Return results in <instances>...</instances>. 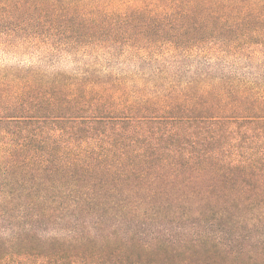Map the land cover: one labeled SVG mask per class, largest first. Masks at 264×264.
Masks as SVG:
<instances>
[{
    "label": "trees",
    "instance_id": "1",
    "mask_svg": "<svg viewBox=\"0 0 264 264\" xmlns=\"http://www.w3.org/2000/svg\"><path fill=\"white\" fill-rule=\"evenodd\" d=\"M0 264H264V0H0Z\"/></svg>",
    "mask_w": 264,
    "mask_h": 264
},
{
    "label": "rangeland",
    "instance_id": "2",
    "mask_svg": "<svg viewBox=\"0 0 264 264\" xmlns=\"http://www.w3.org/2000/svg\"><path fill=\"white\" fill-rule=\"evenodd\" d=\"M29 62H33L29 59H23V58H19V57H15V56H11V55H1L0 54V67L3 66H11V65H19L21 64H27Z\"/></svg>",
    "mask_w": 264,
    "mask_h": 264
}]
</instances>
